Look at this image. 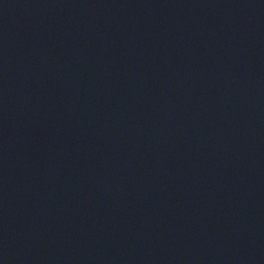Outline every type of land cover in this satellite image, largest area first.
Masks as SVG:
<instances>
[{
	"label": "water",
	"instance_id": "obj_1",
	"mask_svg": "<svg viewBox=\"0 0 264 264\" xmlns=\"http://www.w3.org/2000/svg\"><path fill=\"white\" fill-rule=\"evenodd\" d=\"M215 0H0V264H86Z\"/></svg>",
	"mask_w": 264,
	"mask_h": 264
}]
</instances>
